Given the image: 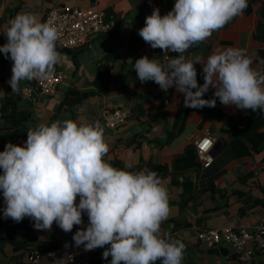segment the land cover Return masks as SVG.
I'll list each match as a JSON object with an SVG mask.
<instances>
[{
	"label": "crops",
	"instance_id": "crops-1",
	"mask_svg": "<svg viewBox=\"0 0 264 264\" xmlns=\"http://www.w3.org/2000/svg\"><path fill=\"white\" fill-rule=\"evenodd\" d=\"M174 3L175 0H0V45L7 41L3 32L9 20L18 13H34L44 22L45 13L52 8L79 5L103 8L106 14L112 13L115 18V26L109 32L93 35L85 42L86 49L63 53L56 48L61 53V60L55 65V72L60 73L61 82L52 95L34 92L31 98H25L21 88L31 82L27 80L21 81L19 92H12L8 81L13 62L0 53V136L12 130L13 114L25 118L21 135L0 138V151L9 142L23 145L28 129L41 123L69 118L87 124L98 122L109 145L105 157L108 162L117 168L120 167L117 162L124 167L130 165L133 172L154 171L162 179L169 194L170 214L161 224V233L185 244L182 264H264V250L255 252L248 262H239L227 245H220L228 250L222 254L219 246L206 248L196 237L198 231L209 228L252 229L264 215V125H245L244 134L249 140L258 142L262 135V143L256 144L257 150L250 148L248 155L236 156L229 150L230 140L234 138L230 125L236 129L238 124L246 123V115H242L240 109L236 108L238 116L227 124L213 113H206L211 107H185L183 94L175 87L164 92L151 80L141 83L133 69L136 59L141 56L165 62L162 50L153 49L140 37L138 30L154 7L164 15ZM247 3L242 15L222 30L213 32L203 43L192 46L193 49L186 51L184 56L206 60L215 51L241 48L252 57V67L264 72V0H247ZM171 53L168 52L167 57L171 58ZM106 65L110 66L107 83L110 90L100 92L93 83L95 72L99 66ZM194 66L203 84L202 64L194 62ZM67 90L75 92L70 99L79 100L67 104L64 101ZM213 92L210 87L204 99L214 98ZM5 99L7 106L4 107ZM165 99L167 103H164ZM181 104L185 108L183 127L170 142L163 143V127ZM117 107L128 109L129 115L116 129L107 128L104 125L105 110ZM206 133L216 140L224 139L226 146L214 157L210 155L208 166H203L200 160L196 166H176L175 158ZM245 135H240L239 139L250 146ZM252 198H259L262 204L250 206ZM78 200L77 197V203ZM4 206L0 192V264H34L26 259L29 250H57L60 242L73 241L75 225L67 233L56 223L51 230H36L28 217L19 223L4 218ZM105 248H96L93 264H102L110 258H103ZM61 258L67 264L61 252L55 261L37 264H56Z\"/></svg>",
	"mask_w": 264,
	"mask_h": 264
},
{
	"label": "clouds",
	"instance_id": "clouds-1",
	"mask_svg": "<svg viewBox=\"0 0 264 264\" xmlns=\"http://www.w3.org/2000/svg\"><path fill=\"white\" fill-rule=\"evenodd\" d=\"M247 6V0H175L164 15L154 7L138 34L153 49H161L166 59L161 63L137 58L133 69L138 79L151 80L164 92L175 87L185 107H215L219 98L226 106L264 112V72L252 67L253 59L244 49L218 50L206 60L184 56ZM3 33L7 41L0 53L13 62L8 81L12 92L20 91L21 81L54 75L61 60L56 49L61 33L53 23L42 22L34 13H18ZM168 52L179 55L169 58ZM194 62L202 64L203 84L197 82ZM210 87L214 98L204 99ZM109 150L98 122L69 118L29 128L23 145L9 142L0 151L4 218L19 223L28 217L36 230H51L56 223L67 233L83 223L86 213L88 225L73 235L77 247L91 251L107 245L102 256H110V264H182L185 244L161 233L170 214L162 179L154 171L114 167L105 159Z\"/></svg>",
	"mask_w": 264,
	"mask_h": 264
},
{
	"label": "built area",
	"instance_id": "built-area-1",
	"mask_svg": "<svg viewBox=\"0 0 264 264\" xmlns=\"http://www.w3.org/2000/svg\"><path fill=\"white\" fill-rule=\"evenodd\" d=\"M44 22L53 23L60 31V39L56 43L57 49L73 48L84 44L91 36L98 33L109 32L115 26L113 14H106L103 8L96 6L82 7L79 5H64L59 8H52L45 13ZM61 82V75L54 72V75L47 80H32L21 88V94L25 98H31L34 92L41 95H52ZM168 100H164L167 103ZM129 110L117 107L112 110H105L104 125L110 129L121 126ZM216 138L208 133L195 139L194 147L199 160L203 166L210 163L208 154ZM205 142L207 146L205 147ZM88 225L87 214H83V223L75 225V232L78 228H85ZM200 244L206 248H216L222 244L227 245L232 250L239 262H248L253 257L254 250L264 248V215L261 216L252 229L243 227L233 228L224 226L220 228L203 229L196 235ZM60 242L57 250L63 253L67 264H93V253L96 249L86 251L83 246L77 247L74 241L67 243ZM55 249L47 251L30 250L26 259L30 263L37 264L43 261H55L58 251ZM71 259H68V256ZM111 257L102 264H110Z\"/></svg>",
	"mask_w": 264,
	"mask_h": 264
},
{
	"label": "trees",
	"instance_id": "trees-1",
	"mask_svg": "<svg viewBox=\"0 0 264 264\" xmlns=\"http://www.w3.org/2000/svg\"><path fill=\"white\" fill-rule=\"evenodd\" d=\"M112 14V13H109ZM262 37L264 39V32L262 34ZM193 48H189L187 51H191ZM178 53H171V58L177 57ZM109 70L110 66H99L96 69L95 72V78H94V85L96 89H98L100 92H109L110 88L108 86V77H109ZM197 82L198 84H201L200 78L197 76ZM75 94L73 90H67L66 97L64 101H66L67 104L75 103L78 101V98L70 99V95ZM7 99L4 101V107L7 106L6 104ZM235 105H223L220 103L219 98H216V105L215 107H211L206 112L207 114L213 113L214 116L218 119H221L225 123L229 124L232 119H234L235 116H238V110ZM239 112L242 115H246V123L245 124H238V127L235 129L233 126L230 125V130L232 135H234V138L230 140L229 147L230 151L234 153L236 156L240 155H248L249 149H256V144L262 143V135L259 136L258 142H253L252 140H249V138L244 134V128L245 125H251L253 127H257L259 125H264V112H261L259 110L253 112L251 110H239ZM141 113V111L139 112ZM138 113V114H139ZM185 118V108L182 106V104L174 111L173 115L169 119V121L166 123V126L163 127L162 135H163V143L170 142L182 129L183 122ZM25 118H18L17 115L13 114L11 118V126L13 127L12 130L9 132L4 133L0 136L1 139L3 138H11L21 135L24 132L23 122ZM240 135H245L246 139H248V142L250 143V146H247L244 141H241L239 139ZM198 155L196 152V149L194 146H187L185 148V151L182 155L177 156L175 158V164L178 167H189V166H196L199 164L200 161H198ZM119 168H124V166L120 163ZM128 168V170H130ZM250 206H255L257 204H262V201L259 198H252L250 199ZM52 250V249H51ZM264 250V248H262ZM30 251V250H29ZM37 251H45V250H37ZM47 251V250H46ZM259 250H254L253 254Z\"/></svg>",
	"mask_w": 264,
	"mask_h": 264
},
{
	"label": "water",
	"instance_id": "water-1",
	"mask_svg": "<svg viewBox=\"0 0 264 264\" xmlns=\"http://www.w3.org/2000/svg\"><path fill=\"white\" fill-rule=\"evenodd\" d=\"M87 43H85L84 45L78 46V47H73V48H62L61 51L63 53H75V52H79L83 49L87 48ZM226 146V141L222 138H218L212 148L209 150L208 154L211 155L212 157H214L217 153H219L224 147ZM220 251L222 252V254L227 253L228 250L224 247V246H219Z\"/></svg>",
	"mask_w": 264,
	"mask_h": 264
},
{
	"label": "snow or ice",
	"instance_id": "snow-or-ice-1",
	"mask_svg": "<svg viewBox=\"0 0 264 264\" xmlns=\"http://www.w3.org/2000/svg\"><path fill=\"white\" fill-rule=\"evenodd\" d=\"M205 147L207 146V142H205V145H204Z\"/></svg>",
	"mask_w": 264,
	"mask_h": 264
}]
</instances>
